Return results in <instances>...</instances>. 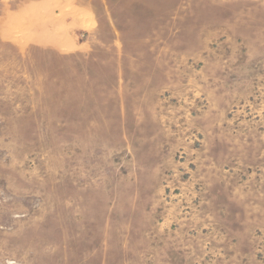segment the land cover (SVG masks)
Returning <instances> with one entry per match:
<instances>
[{
	"label": "rangeland",
	"instance_id": "374dc122",
	"mask_svg": "<svg viewBox=\"0 0 264 264\" xmlns=\"http://www.w3.org/2000/svg\"><path fill=\"white\" fill-rule=\"evenodd\" d=\"M0 264H264V0H0Z\"/></svg>",
	"mask_w": 264,
	"mask_h": 264
}]
</instances>
